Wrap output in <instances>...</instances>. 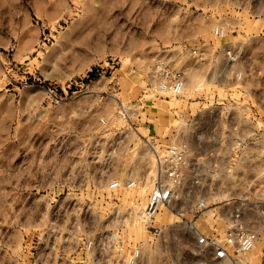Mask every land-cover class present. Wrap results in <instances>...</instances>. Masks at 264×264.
I'll list each match as a JSON object with an SVG mask.
<instances>
[{"label":"rangeland","instance_id":"obj_1","mask_svg":"<svg viewBox=\"0 0 264 264\" xmlns=\"http://www.w3.org/2000/svg\"><path fill=\"white\" fill-rule=\"evenodd\" d=\"M161 64L186 73L181 94L157 89ZM172 143L190 162L181 216L162 207V236L138 223L129 240L147 264H181L192 225L239 210L260 232V263L264 0H0V264H97L99 239L145 207ZM129 175L137 185L110 188Z\"/></svg>","mask_w":264,"mask_h":264},{"label":"built area","instance_id":"obj_2","mask_svg":"<svg viewBox=\"0 0 264 264\" xmlns=\"http://www.w3.org/2000/svg\"><path fill=\"white\" fill-rule=\"evenodd\" d=\"M215 34L224 36L225 30L216 27ZM227 55L230 62L235 65L239 54L228 50ZM161 65L157 89L173 95L181 94L187 81L186 73ZM233 72L236 80L244 79L243 70L235 68ZM152 147L155 148L153 145ZM157 160L159 169L153 178V188L147 204L134 215L130 212L121 226L108 231L99 239L98 244L106 251V255L100 251V257H96L97 264H147L143 251L144 242L129 240L126 234L128 227L141 223L158 240L163 234V227L155 223L161 208L165 207L174 215L181 216L175 211L173 203L178 199V191L183 188L185 169L190 165L186 150L181 145L172 143L163 152L157 154ZM123 184L127 187L135 186L137 179L129 175L123 183L116 178L110 181L109 186L116 189ZM195 209L196 215L206 221L207 214L212 210L210 205L203 201L195 205ZM260 212L264 213V209ZM212 214L215 216L214 221L219 225H214L212 222L208 227L196 223L192 225L191 229L195 233L193 240L190 237L183 239L186 242L185 252L192 258L181 264H264V260L259 263L253 254L260 232L245 218V213L239 210L226 212L220 209ZM93 244L92 240L88 241V247ZM109 253H112L111 257H108ZM113 256L111 261L110 258Z\"/></svg>","mask_w":264,"mask_h":264},{"label":"crops","instance_id":"obj_3","mask_svg":"<svg viewBox=\"0 0 264 264\" xmlns=\"http://www.w3.org/2000/svg\"><path fill=\"white\" fill-rule=\"evenodd\" d=\"M262 260H264L263 258H261Z\"/></svg>","mask_w":264,"mask_h":264}]
</instances>
